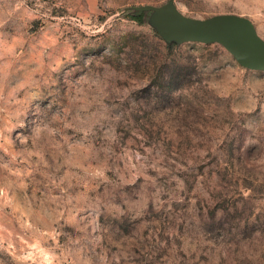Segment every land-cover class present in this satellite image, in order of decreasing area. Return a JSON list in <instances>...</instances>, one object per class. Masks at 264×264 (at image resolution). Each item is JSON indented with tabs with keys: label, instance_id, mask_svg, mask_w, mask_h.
Returning <instances> with one entry per match:
<instances>
[{
	"label": "rangeland",
	"instance_id": "374dc122",
	"mask_svg": "<svg viewBox=\"0 0 264 264\" xmlns=\"http://www.w3.org/2000/svg\"><path fill=\"white\" fill-rule=\"evenodd\" d=\"M0 0V264H264V71L170 46L143 7Z\"/></svg>",
	"mask_w": 264,
	"mask_h": 264
},
{
	"label": "water",
	"instance_id": "95a60500",
	"mask_svg": "<svg viewBox=\"0 0 264 264\" xmlns=\"http://www.w3.org/2000/svg\"><path fill=\"white\" fill-rule=\"evenodd\" d=\"M153 12V23L169 43H219L243 68L264 71V41L251 22L234 15H220L207 20L184 17L172 2L161 7H143Z\"/></svg>",
	"mask_w": 264,
	"mask_h": 264
},
{
	"label": "trees",
	"instance_id": "16d2710c",
	"mask_svg": "<svg viewBox=\"0 0 264 264\" xmlns=\"http://www.w3.org/2000/svg\"><path fill=\"white\" fill-rule=\"evenodd\" d=\"M146 17V12H141L138 15H132L130 16V19L141 24L143 23L144 18ZM176 44L174 42L170 43V46H175Z\"/></svg>",
	"mask_w": 264,
	"mask_h": 264
}]
</instances>
